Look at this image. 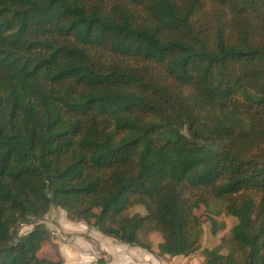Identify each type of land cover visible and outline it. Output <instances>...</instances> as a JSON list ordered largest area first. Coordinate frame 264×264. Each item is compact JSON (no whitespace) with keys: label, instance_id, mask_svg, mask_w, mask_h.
<instances>
[{"label":"trees","instance_id":"obj_1","mask_svg":"<svg viewBox=\"0 0 264 264\" xmlns=\"http://www.w3.org/2000/svg\"><path fill=\"white\" fill-rule=\"evenodd\" d=\"M199 205L205 264H264V0H0V264H61L14 233L52 206L187 257Z\"/></svg>","mask_w":264,"mask_h":264},{"label":"rangeland","instance_id":"obj_2","mask_svg":"<svg viewBox=\"0 0 264 264\" xmlns=\"http://www.w3.org/2000/svg\"><path fill=\"white\" fill-rule=\"evenodd\" d=\"M129 213L144 214L145 211L142 207H134L130 209ZM195 214L202 227L198 251L187 257L160 255L157 245L161 242V236L159 233H151L142 236L140 240L142 244L151 245V252L140 247L130 246L132 252L129 254L130 257L134 258V263L131 264H205L203 250L218 246L221 239L229 235L236 219L224 214L215 217L219 223H224L225 227L216 235H212L205 208L199 205L195 209ZM30 222V224H19L14 229V233L23 236L28 234L36 224H43L49 231L50 238L42 244L37 254L40 259L60 262L61 264H95L99 258L106 260V254L103 250L115 251L119 258L124 256L121 250L116 249L120 245L119 242L103 236L91 225H86L81 221L69 220L67 213L61 208L52 206L42 218L39 220L31 218Z\"/></svg>","mask_w":264,"mask_h":264},{"label":"crops","instance_id":"obj_3","mask_svg":"<svg viewBox=\"0 0 264 264\" xmlns=\"http://www.w3.org/2000/svg\"><path fill=\"white\" fill-rule=\"evenodd\" d=\"M116 249L121 250L124 256L119 258L115 251L110 252L108 250L107 251L103 250V252L106 254L105 258H106L108 264H131V263H134V258L130 257L131 255L129 254V252H132V249L129 245H126V244L122 245V243H120V245Z\"/></svg>","mask_w":264,"mask_h":264}]
</instances>
